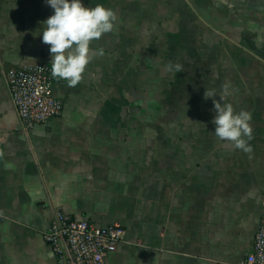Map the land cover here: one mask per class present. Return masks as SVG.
<instances>
[{
  "label": "crops",
  "instance_id": "1",
  "mask_svg": "<svg viewBox=\"0 0 264 264\" xmlns=\"http://www.w3.org/2000/svg\"><path fill=\"white\" fill-rule=\"evenodd\" d=\"M82 3L116 26L75 88L58 80L63 111L25 128L5 74L51 62L54 10L0 0V264H57L43 237L56 210L125 226L105 264H237L264 196V0ZM227 83L223 103L252 116L250 154L214 135Z\"/></svg>",
  "mask_w": 264,
  "mask_h": 264
},
{
  "label": "built area",
  "instance_id": "2",
  "mask_svg": "<svg viewBox=\"0 0 264 264\" xmlns=\"http://www.w3.org/2000/svg\"><path fill=\"white\" fill-rule=\"evenodd\" d=\"M5 79L21 125L32 128L48 122L63 111L56 95L51 62L23 64L7 71ZM120 223L100 224L56 210L43 237L56 256L57 264H105V258L125 239ZM237 264H264V196L253 248Z\"/></svg>",
  "mask_w": 264,
  "mask_h": 264
},
{
  "label": "clouds",
  "instance_id": "3",
  "mask_svg": "<svg viewBox=\"0 0 264 264\" xmlns=\"http://www.w3.org/2000/svg\"><path fill=\"white\" fill-rule=\"evenodd\" d=\"M54 14L42 21V42L49 47L52 57L51 75L66 81L67 86L75 88L83 79L88 64L94 55H102L103 50L94 53L91 44L103 35L114 30L117 22L116 12L101 4L86 7L82 0H46ZM177 72L183 66L176 64ZM230 83L223 86L220 101L213 100L215 116L214 135L218 140L231 143L246 154L253 149L249 141L253 138L251 113L246 110L236 112L231 103H223L230 95ZM205 98L215 96L214 89H206Z\"/></svg>",
  "mask_w": 264,
  "mask_h": 264
},
{
  "label": "rangeland",
  "instance_id": "4",
  "mask_svg": "<svg viewBox=\"0 0 264 264\" xmlns=\"http://www.w3.org/2000/svg\"><path fill=\"white\" fill-rule=\"evenodd\" d=\"M57 82H58V80L54 81V89L57 86Z\"/></svg>",
  "mask_w": 264,
  "mask_h": 264
}]
</instances>
